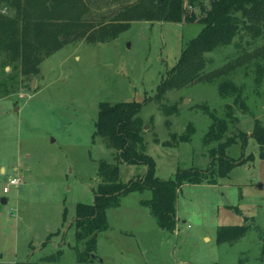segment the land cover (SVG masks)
Instances as JSON below:
<instances>
[{
    "label": "rangeland",
    "instance_id": "obj_1",
    "mask_svg": "<svg viewBox=\"0 0 264 264\" xmlns=\"http://www.w3.org/2000/svg\"><path fill=\"white\" fill-rule=\"evenodd\" d=\"M126 1L65 0L51 12L48 34L38 38L29 33L26 6L0 5L22 24L26 40L15 63H7L0 48V262H38L60 250L52 264H77L84 246L75 238L76 205L92 203L99 161H115V150L93 134L99 102L148 98L138 117L157 176L172 178L178 168H206L213 161L210 150L219 142L205 141L212 116L229 118L227 134L238 139L227 153L245 163L217 178L218 184L184 185L174 232L160 228L141 204L149 191L123 195L106 211L107 229L97 232L94 264H264V146L250 137L255 125L264 126V54L253 52L264 45V35L255 42L235 37L205 53L202 77L164 94L166 113L149 98L202 25L132 20L111 36L112 25L124 22ZM210 1L183 3L200 16V5L208 8ZM237 61L241 65L227 77L241 87L242 101L220 94L224 77H206ZM119 170L127 181L142 176L146 166L120 163ZM11 178L21 181L10 185ZM242 224L249 225L242 237L217 242L220 226Z\"/></svg>",
    "mask_w": 264,
    "mask_h": 264
},
{
    "label": "trees",
    "instance_id": "obj_2",
    "mask_svg": "<svg viewBox=\"0 0 264 264\" xmlns=\"http://www.w3.org/2000/svg\"><path fill=\"white\" fill-rule=\"evenodd\" d=\"M183 1H126L121 13L124 22L112 25L110 33L111 36H117L129 28L132 20L173 23L197 21L202 25L199 33L185 44L176 63L167 71V76L157 84L155 95L149 98V100L154 99L160 103L166 113L167 106L161 102L164 94L168 90L201 78L206 65L205 53L232 44L235 37L243 38L248 35L252 42H255L264 35V0H211L208 8L200 5L202 11L200 16L188 12ZM4 2H10L17 11L20 9V4L26 6L30 15L29 33L38 38L48 34L50 14L65 0H0V5ZM194 3L195 0H189L190 5ZM25 44V35L19 20L0 12V48L6 54V62L19 61L24 55ZM253 52L264 54V45L254 47ZM256 55L259 54L256 53ZM236 63L227 65L230 68L227 66L224 69L218 68L206 77H209L210 81L224 77L219 84L220 94L225 97L234 96V101H242L241 87L227 77L231 70L241 65V62ZM259 79L260 75L257 76V80ZM147 101L148 98H145L143 102H99L93 134L104 139L107 145L115 150V161L113 163L104 159L99 161L97 175L100 180L94 189L92 203H77L76 205L73 220L75 238L84 246L83 250L77 254V264H94V260L98 258L94 254L97 232L107 229L106 211L110 207L118 206L123 195L134 191L141 193L149 191L150 196L142 198L141 204L149 208L160 228L174 232L177 229V195L184 184L203 182L214 184L217 178L228 176L233 167L245 163V159L233 158L227 153V148L236 143L238 139L234 134H227L229 118L212 116V123L205 134V141L219 142L216 148L210 150L213 161L206 168H178L172 178H160L156 175L155 159L146 152L144 124L138 117L142 105ZM227 107L226 116L231 117V106L227 105ZM224 136L225 139L221 141ZM239 136L242 148H244L247 144L246 133L241 132ZM250 137L261 149L264 146V126L255 125ZM259 156L264 158V151L261 150ZM248 157L253 159L252 154ZM120 163L145 165L146 171L142 176L122 181ZM65 218L64 216L63 220ZM248 228L247 224L220 226L216 240L218 243L234 242L242 237ZM58 233L59 231L54 232V234ZM60 253L61 251L58 250L55 255L44 256L38 262H0V264H52L57 259L56 255Z\"/></svg>",
    "mask_w": 264,
    "mask_h": 264
},
{
    "label": "built area",
    "instance_id": "obj_3",
    "mask_svg": "<svg viewBox=\"0 0 264 264\" xmlns=\"http://www.w3.org/2000/svg\"><path fill=\"white\" fill-rule=\"evenodd\" d=\"M20 181H21V180H20L19 178H11V179L9 180V184H10V185H17ZM3 191H4V192H7V191H8V187L5 186V187L3 188Z\"/></svg>",
    "mask_w": 264,
    "mask_h": 264
},
{
    "label": "water",
    "instance_id": "obj_4",
    "mask_svg": "<svg viewBox=\"0 0 264 264\" xmlns=\"http://www.w3.org/2000/svg\"><path fill=\"white\" fill-rule=\"evenodd\" d=\"M34 82H35V81L32 80L30 86H33V85H34ZM2 202H3V203H6V198H2Z\"/></svg>",
    "mask_w": 264,
    "mask_h": 264
},
{
    "label": "crops",
    "instance_id": "obj_5",
    "mask_svg": "<svg viewBox=\"0 0 264 264\" xmlns=\"http://www.w3.org/2000/svg\"><path fill=\"white\" fill-rule=\"evenodd\" d=\"M254 157H255V156H254ZM226 177H229V174H228V176H226ZM224 178H225V177H224ZM218 181H219V180H218ZM218 181H217L216 183H214V184H218V183H219ZM205 184H207V183H205ZM208 184H210V183H208ZM184 185H186V184H184ZM184 185H183V186H184ZM210 185H213V184H210ZM183 186H182V187H183ZM182 187H181V189H182ZM229 207H230V206H229Z\"/></svg>",
    "mask_w": 264,
    "mask_h": 264
}]
</instances>
